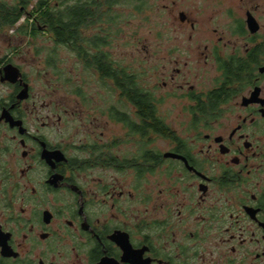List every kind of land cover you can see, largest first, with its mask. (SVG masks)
<instances>
[{
	"label": "flooded vegetation",
	"instance_id": "flooded-vegetation-1",
	"mask_svg": "<svg viewBox=\"0 0 264 264\" xmlns=\"http://www.w3.org/2000/svg\"><path fill=\"white\" fill-rule=\"evenodd\" d=\"M228 1L208 29L180 10L190 29L160 32L162 95L82 30L122 80L78 55L110 91L78 142L53 61H19L0 25V264H264V0Z\"/></svg>",
	"mask_w": 264,
	"mask_h": 264
},
{
	"label": "rangeland",
	"instance_id": "rangeland-1",
	"mask_svg": "<svg viewBox=\"0 0 264 264\" xmlns=\"http://www.w3.org/2000/svg\"><path fill=\"white\" fill-rule=\"evenodd\" d=\"M0 2L15 4V0ZM238 2L228 1L229 4ZM222 7L224 6L219 5L217 0H148V6L138 10L136 4L129 0L115 4L109 12L110 20L107 18L106 21L94 24L86 34L89 36L103 34L107 29L106 34L109 33L108 39L111 40V46L107 50L110 51L112 58L135 73L142 86H147L162 95L164 90L160 84L163 82L161 77L163 67L160 63L162 53L159 50L161 46L170 43L160 32L168 31V35H172V31L190 29L180 22L178 17L180 10H186L198 21V30L208 29L211 26L212 15L215 13L221 15L219 9ZM107 8H102V12L108 10ZM112 17L115 18V22L111 21ZM27 18L26 14L14 27L5 26V29H2L4 37L1 43L6 49L15 44L20 46L23 52L20 55L21 59L18 60L27 65L33 62H46L47 59L53 61V90L57 98L70 104L71 110L86 111V114H77L71 118L70 132L75 142H78L84 136L82 119L87 118L89 113L99 116L101 119L99 122L105 123L107 120L103 119L100 111L103 102L107 103L110 98L109 88L105 87V82L100 81L96 72L86 69L77 52L58 44L50 33H42L35 37L28 34L34 22L28 21ZM79 92L85 95L86 101L83 96L78 95ZM112 94L117 97L118 91ZM168 110L172 111L173 108L169 107Z\"/></svg>",
	"mask_w": 264,
	"mask_h": 264
},
{
	"label": "trees",
	"instance_id": "trees-1",
	"mask_svg": "<svg viewBox=\"0 0 264 264\" xmlns=\"http://www.w3.org/2000/svg\"><path fill=\"white\" fill-rule=\"evenodd\" d=\"M124 1L129 0H15V4L0 2V25L14 26L27 14V20L34 22L31 29L38 31L41 28H46L50 30L57 43L68 45L78 55L85 52L88 56H92L88 66L100 68L109 77L114 73L120 84L121 72L111 69L109 54L101 50L94 52L91 49H85L83 46L85 37L82 30L90 28L98 19L102 18V8ZM131 1L136 4L138 10L142 8V5L138 4V0ZM89 40L90 47H100L101 39L97 36ZM124 74L128 79H137L135 73L131 75L124 70ZM132 87L133 90L129 94L134 95L141 92L137 89L135 81H133Z\"/></svg>",
	"mask_w": 264,
	"mask_h": 264
},
{
	"label": "water",
	"instance_id": "water-1",
	"mask_svg": "<svg viewBox=\"0 0 264 264\" xmlns=\"http://www.w3.org/2000/svg\"><path fill=\"white\" fill-rule=\"evenodd\" d=\"M250 22H251V20H250Z\"/></svg>",
	"mask_w": 264,
	"mask_h": 264
}]
</instances>
